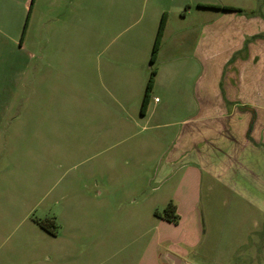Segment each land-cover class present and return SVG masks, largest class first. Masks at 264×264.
<instances>
[{"label": "rangeland", "instance_id": "374dc122", "mask_svg": "<svg viewBox=\"0 0 264 264\" xmlns=\"http://www.w3.org/2000/svg\"><path fill=\"white\" fill-rule=\"evenodd\" d=\"M51 1L38 0L24 49L21 39L0 37V204L8 225L0 264H154L149 251H176L183 238L203 242L220 231L263 228L257 207L223 186L228 179L216 196L198 164L173 167L180 121L191 115L178 108L185 101L167 103L156 119L139 120L151 69L159 65L150 63L159 29L153 0H66L55 12ZM162 1L167 6L171 0ZM78 3L86 6L82 23ZM54 21L56 28L47 29ZM170 46L180 50L175 41ZM64 53L71 55L66 76L48 69L49 57ZM124 70L134 73L133 84L122 77ZM116 91L125 92L123 102L112 95ZM151 97L152 105L159 97V109L165 106L163 93L153 89ZM195 189L198 204L192 202ZM182 190L185 217L180 226L167 223L156 213L182 198ZM223 196L227 202H217ZM48 218L57 221V236L35 222ZM37 245L44 250L27 253ZM4 247L13 250L7 259ZM184 260L208 264L191 253Z\"/></svg>", "mask_w": 264, "mask_h": 264}, {"label": "crops", "instance_id": "0c3cea01", "mask_svg": "<svg viewBox=\"0 0 264 264\" xmlns=\"http://www.w3.org/2000/svg\"><path fill=\"white\" fill-rule=\"evenodd\" d=\"M63 1L66 0L50 2L54 12L55 8L62 9L60 2ZM37 2L0 0V31L3 33L0 37L9 43L21 39L20 48L24 49L36 16ZM236 2L237 5H226L237 8L236 11L218 10L217 13L199 7V4L215 6L209 0H171L167 6L162 0H153L152 5L156 8L153 11L156 13L154 22L158 27L163 15L168 14L163 47L157 57L159 65L154 87V93L164 94L165 106L159 109L162 103L159 97L152 105L151 97L146 115L141 114L139 120L156 119L155 116L159 117L167 110V103L185 101L178 108L189 110L191 115L187 114L188 118L180 121L181 129L172 151V156L176 158L173 167L184 164L195 168L199 166V170L206 171L210 180L208 191L215 192L216 196L219 185L228 179L223 186L244 197L247 204L256 206L264 219V5L243 7ZM183 6L186 7L184 15ZM192 6H196L195 14ZM76 7L75 12L82 23L81 12L86 11V6L78 3ZM63 20V26L68 29L69 22L65 17ZM54 23L46 28H56ZM174 41L179 51L170 46ZM49 61L48 69L66 76L65 66L71 62V55H53ZM59 62L63 63L64 69ZM102 71L99 68L100 74ZM124 76L128 84H133L134 73L124 70ZM122 93L113 92L112 95L122 101L123 97L126 99ZM133 93L129 91L126 97ZM150 105L155 108L151 113ZM194 107L199 111L193 115L191 110ZM133 116L137 120L136 113ZM184 191L188 195L189 188ZM185 192L182 190L183 197L177 198L179 200L171 201L177 206L180 221L185 217ZM193 192L196 198L192 202L198 204L197 190ZM15 199L18 202V198ZM222 201L227 202V196L217 202ZM2 209L0 204V239L7 236L8 230L6 211L2 212ZM179 223L176 225L180 226ZM243 230L230 234L220 231L217 237L203 242L198 237L183 238L175 245L176 251L163 246L162 251H149V254L153 256L154 264H162L160 255L164 252H172L183 259L191 253L197 258H206L208 264H264V226L252 233L245 228ZM3 249L7 259L8 253L13 250L8 252L7 247ZM43 250L37 245L28 248L27 253L36 254Z\"/></svg>", "mask_w": 264, "mask_h": 264}, {"label": "trees", "instance_id": "16d2710c", "mask_svg": "<svg viewBox=\"0 0 264 264\" xmlns=\"http://www.w3.org/2000/svg\"><path fill=\"white\" fill-rule=\"evenodd\" d=\"M199 7L200 8L215 9V10H219V11H236L237 10V8H234V7L220 6V5L214 6V5L199 4ZM167 22H168V14L165 13L161 19V23H160V26H159V29L157 32V36H156V40L154 43L151 61H150L151 65L155 64V62L157 61V57H158V54L161 50V46L163 43V38H164V33H165L166 26H167ZM27 26H28V24H26V26H25L24 33L26 32ZM157 75H158V68L151 69V75L149 78L147 90H146L144 100H143V104H142V108H141V114L142 115H146V112H147V109H148V106H149L150 100H151V92L153 91V89L155 87ZM156 215L159 218H162L169 223L178 224L180 221V216L177 213V206L173 202H171L167 205V207L165 208L163 213L157 212ZM35 222L37 223V225H39V227L41 229H43L45 232H47L51 236H57L58 235L59 226H58L55 218H48V219H44V220L36 219Z\"/></svg>", "mask_w": 264, "mask_h": 264}, {"label": "water", "instance_id": "95a60500", "mask_svg": "<svg viewBox=\"0 0 264 264\" xmlns=\"http://www.w3.org/2000/svg\"><path fill=\"white\" fill-rule=\"evenodd\" d=\"M162 264H190L172 252H164L160 255Z\"/></svg>", "mask_w": 264, "mask_h": 264}]
</instances>
